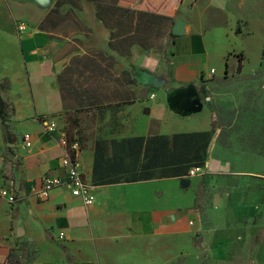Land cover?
Returning a JSON list of instances; mask_svg holds the SVG:
<instances>
[{"label": "crops", "instance_id": "1", "mask_svg": "<svg viewBox=\"0 0 264 264\" xmlns=\"http://www.w3.org/2000/svg\"><path fill=\"white\" fill-rule=\"evenodd\" d=\"M223 6L218 0H0V82L8 84L5 101L14 109L12 141L0 120V176L16 194L14 204L0 197V264L23 242L35 252L29 261L27 252L20 256L25 264H173V256L160 253L173 254L185 217L198 216L191 209L195 192L187 206L178 202L182 181L192 178L94 185L95 149L98 141L213 129L208 109L185 112L203 81L223 74L228 55L246 47ZM21 21L27 34L17 30ZM176 25L183 34L172 39ZM49 120L57 131L47 132ZM26 133L29 150L22 148ZM214 136L201 175L244 174L217 152ZM64 137L81 139L78 167L93 187L92 206L66 186L38 198L45 177L66 176ZM229 201L223 192L211 198L212 233L227 229ZM231 216L257 221L264 243V205L243 203ZM212 233L213 255H228L234 232Z\"/></svg>", "mask_w": 264, "mask_h": 264}, {"label": "rangeland", "instance_id": "2", "mask_svg": "<svg viewBox=\"0 0 264 264\" xmlns=\"http://www.w3.org/2000/svg\"><path fill=\"white\" fill-rule=\"evenodd\" d=\"M235 18L236 31L246 47L229 58V69L221 75H211L200 89L192 93L199 104L214 115L217 152L236 164L241 175L202 176L182 181L180 206H187L195 192L192 210L198 216H186L185 232L178 235L172 257L173 264H264V243H260L257 221H236L233 207L245 204L264 205V0H218ZM247 43L256 45L251 48ZM239 55L243 56L239 67ZM260 63V66H258ZM182 115L184 112L180 111ZM256 175V177L254 176ZM259 175V176H257ZM187 192V193H186ZM217 192L227 193V229L213 232L210 200ZM176 198L173 199L175 203ZM194 203V204H193ZM191 222L194 225L191 226ZM238 222V223H237ZM233 231L234 244L228 255H213L207 237ZM171 258V257H170Z\"/></svg>", "mask_w": 264, "mask_h": 264}, {"label": "trees", "instance_id": "3", "mask_svg": "<svg viewBox=\"0 0 264 264\" xmlns=\"http://www.w3.org/2000/svg\"><path fill=\"white\" fill-rule=\"evenodd\" d=\"M233 55L231 53L227 57V71L230 66L229 58ZM242 61L243 56L239 55V67L242 66ZM8 88L6 82H0V120L5 140L9 142L12 141L10 120L14 109L5 101L4 94ZM215 134L216 128L213 122V129L209 132L129 138L121 142L98 141L95 149L93 183L103 186L159 178L188 177L191 168L205 167L207 153ZM77 139L81 141L80 138ZM26 252L29 261L34 257L35 252L29 243L23 242L18 248L10 250L5 264H25L21 262L20 256L25 255Z\"/></svg>", "mask_w": 264, "mask_h": 264}, {"label": "built area", "instance_id": "4", "mask_svg": "<svg viewBox=\"0 0 264 264\" xmlns=\"http://www.w3.org/2000/svg\"><path fill=\"white\" fill-rule=\"evenodd\" d=\"M17 30L20 34L28 33V25L23 21L17 23ZM215 70L211 71V74ZM151 99H155V96H152ZM47 132L53 133L58 130L57 123L53 120H49L45 124ZM62 144L66 147L67 154L62 158L61 166L66 170L65 177H51L47 176L41 181V186L38 192V198L42 201L48 200L51 194L55 189L66 186L72 194L80 198L83 201L85 206H92L96 199L93 193V187L86 182L84 174L78 167V155L81 152L82 143L79 139L69 140L68 137L62 139ZM33 147L32 137L29 133L23 135V149L29 150ZM203 173L202 167H193L189 171V178L201 175ZM3 176H0V197L5 199L10 204L16 202V194L13 188L9 185H6V181ZM191 225H194L191 222ZM64 233L60 234V237H63ZM86 264H97V263H86Z\"/></svg>", "mask_w": 264, "mask_h": 264}, {"label": "water", "instance_id": "5", "mask_svg": "<svg viewBox=\"0 0 264 264\" xmlns=\"http://www.w3.org/2000/svg\"><path fill=\"white\" fill-rule=\"evenodd\" d=\"M173 34L175 36L183 34V29L181 28V26L176 25L173 29ZM202 108L203 107L199 104V101L194 100L193 102H191V106H190L189 110L187 112H185V111H183V112H185V113L196 112V111L202 110Z\"/></svg>", "mask_w": 264, "mask_h": 264}]
</instances>
